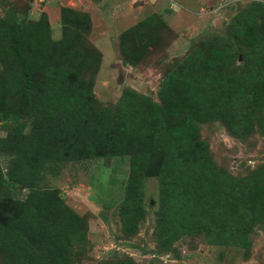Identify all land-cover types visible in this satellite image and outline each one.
Masks as SVG:
<instances>
[{"label":"trees","instance_id":"trees-1","mask_svg":"<svg viewBox=\"0 0 264 264\" xmlns=\"http://www.w3.org/2000/svg\"><path fill=\"white\" fill-rule=\"evenodd\" d=\"M0 2V129L7 132L0 136V264H77L89 243L88 220L46 177L67 164L122 157L123 240L152 208L145 187L155 179L151 261L164 264L183 238L248 258L255 230L264 228V162L231 174L214 160L203 131L220 124L241 143L264 137V0L239 9L223 35L191 43L167 66L154 97L126 86L113 105L94 96L102 55L88 39V12L61 7L54 39L46 13L28 20V0ZM166 30L153 13L122 32V64L135 68ZM96 264L137 263L112 251Z\"/></svg>","mask_w":264,"mask_h":264},{"label":"rangeland","instance_id":"rangeland-1","mask_svg":"<svg viewBox=\"0 0 264 264\" xmlns=\"http://www.w3.org/2000/svg\"><path fill=\"white\" fill-rule=\"evenodd\" d=\"M4 1L17 5L27 2ZM250 1L252 0H28L30 4L27 18L29 21H36L41 13H46L52 36L58 39L61 7L67 6L89 13L92 30L88 39L102 55L93 88L94 96L103 105H113L126 86L140 94L154 97L167 66L182 58L191 43L209 34L223 35L231 17ZM1 4L3 3L0 2V13ZM153 13L161 16L168 27V30L162 32V43L160 46L150 47L146 59L135 68L123 65L118 49L119 36ZM6 135L7 132L0 129V136ZM203 135L208 139L214 160L233 175L243 174L264 162V137L258 134L253 135L246 143H241L217 124L214 128L204 130ZM0 160L4 165L6 158L0 157ZM127 176L128 159L122 157L67 164L58 175L46 177L47 185L58 188L66 204L88 220L89 243L77 264H96L107 258L112 251L132 257L137 264H155L151 261V253L155 248L152 233L153 212L157 209V181H146L145 203H150L152 208L148 209L137 234L127 242L119 235L117 213ZM172 249L175 251L171 252L174 256H165L164 264H264V228L255 230L248 258H244L243 251L237 248L211 246L190 238L177 241Z\"/></svg>","mask_w":264,"mask_h":264},{"label":"built area","instance_id":"built-area-1","mask_svg":"<svg viewBox=\"0 0 264 264\" xmlns=\"http://www.w3.org/2000/svg\"><path fill=\"white\" fill-rule=\"evenodd\" d=\"M168 256H166V258H167ZM166 261V260H165Z\"/></svg>","mask_w":264,"mask_h":264},{"label":"crops","instance_id":"crops-1","mask_svg":"<svg viewBox=\"0 0 264 264\" xmlns=\"http://www.w3.org/2000/svg\"><path fill=\"white\" fill-rule=\"evenodd\" d=\"M92 20V19H91Z\"/></svg>","mask_w":264,"mask_h":264}]
</instances>
